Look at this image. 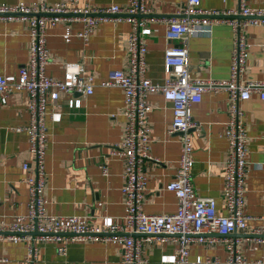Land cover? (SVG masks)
Instances as JSON below:
<instances>
[{
  "label": "crops",
  "instance_id": "1",
  "mask_svg": "<svg viewBox=\"0 0 264 264\" xmlns=\"http://www.w3.org/2000/svg\"><path fill=\"white\" fill-rule=\"evenodd\" d=\"M39 0H0L5 4H30ZM54 4L58 0H43ZM69 1V0H65ZM126 0H77L93 6L124 4ZM148 11L143 13L150 34L145 37L147 76L162 82L166 75L163 56L165 48L178 45L169 41L165 30L169 19L184 0H143ZM239 0H200V6L220 11L237 8ZM248 5H264V0H248ZM222 15V14H221ZM80 16V14H77ZM234 18H244L235 14ZM82 21L61 19L46 26V47L49 61L46 72L53 77L63 75L67 61H79L93 77V92H59L55 102L47 105L52 111L46 116L47 136L44 159L45 182L42 191L48 213L77 214L86 222L107 224L121 221L125 212L121 187L123 161L109 155L112 143L124 136L122 115L123 92L114 85H101L118 70L127 69V34L131 23L114 14L95 25L84 44L77 36ZM247 59L239 75L241 83L264 80V24L244 27ZM235 36L223 21L213 23L210 34L190 35L187 39V61L193 76L217 81L229 75L230 52ZM28 21L19 17L0 16V73H16L29 54ZM69 96L79 97V107H68ZM27 94L15 89L5 103L0 102V222H9L26 211L27 184L22 178L34 172L32 154L28 150L29 113ZM152 109L147 113L150 125V157L144 162L147 173L143 210L148 213H172L177 203L174 193L165 184L175 174L180 153L178 133H168L172 110L170 101L157 91L149 92ZM230 92L223 86L207 87L198 102L191 103L189 112L196 122L190 129L193 144L192 184L201 196L214 197L220 209L223 166L227 156V140L223 135L228 118ZM247 135L246 158L249 161L244 182L243 212L249 217L243 230L231 234L239 238L241 253L250 264H264V242L253 239L251 230L264 227V100L260 90L251 89L248 98H238ZM21 127V128H18ZM23 161L29 167H22ZM101 164L107 167L104 174ZM141 238L145 264H174V242L157 237ZM37 257L33 264H122L120 244L109 240L85 239L69 242L64 255L56 251L54 241L36 242ZM226 242L222 237L211 243H189V258L200 256L199 264H226ZM26 244L7 238L0 239V264H26ZM209 256L214 259L205 261ZM216 259V260H215Z\"/></svg>",
  "mask_w": 264,
  "mask_h": 264
},
{
  "label": "built area",
  "instance_id": "2",
  "mask_svg": "<svg viewBox=\"0 0 264 264\" xmlns=\"http://www.w3.org/2000/svg\"><path fill=\"white\" fill-rule=\"evenodd\" d=\"M76 1L58 0L54 4H47L43 0L30 4L0 3L1 17H19L28 21V60L16 73H0V102L5 103L15 89L26 91L29 120L24 128L28 131V150L34 166V172L22 178L28 189L26 211L16 214L9 222H0V239L24 241L26 264H33L36 260L37 241H54L57 253L64 255L69 242L85 239L117 242L120 244L122 264H145L141 238L135 237V234H141L143 238L172 240L174 264H199L200 256L194 260L189 258V243H211L217 237H222L226 242V264H250L238 247L239 238L230 236L243 230L249 217L243 212L244 182L249 165L246 158L247 135L237 100L248 98L251 89L260 90V97L264 100V80H247L245 83L239 80L248 55L244 27L247 24H264V5L251 6L247 4L248 0H239L237 8L220 11L201 7L200 0H184L169 19L165 30L167 40H179L180 43L165 48L163 65L166 75L159 82L152 81L146 74L145 37L150 34L151 28L140 14L149 10L143 0H126L124 4L112 3L107 6H93L85 2L81 7L76 5ZM114 14L122 15L131 23L127 34V69L115 71L100 84L118 86L123 92L124 136L112 143L109 155H118L123 161L121 191L125 212L121 221L99 225L86 222L77 214L48 213L44 208L46 116L53 114L52 111L48 112L47 105L58 99L60 91L90 94L94 87L92 75L79 61H67L61 77L47 74L45 68L49 56L45 28L47 24H55L61 19L73 20L78 17L82 26L76 34L87 44L95 25ZM235 14L244 18H234ZM218 21L229 24L235 32L229 75L223 81L193 76L187 61V39L190 35L210 34L213 23ZM215 86H223L230 92L228 118L223 132L228 145L222 174L223 209L218 208L214 197L199 195L191 179L194 159L190 129L195 127L196 122L189 107L191 103L201 100L205 88ZM152 91L160 92L164 99L170 101L172 120L167 132L178 131L179 134L177 169L165 184V188L176 197L177 207L172 213H148L142 208L147 183L143 165L150 157L147 113L152 105L147 95ZM66 100L68 107L81 105L79 97L69 96ZM22 167L27 169L29 163L23 161ZM101 169L104 174L107 173L105 164H101ZM251 232L255 241L264 242V227L253 228ZM211 259L214 258L207 256L205 261Z\"/></svg>",
  "mask_w": 264,
  "mask_h": 264
},
{
  "label": "water",
  "instance_id": "3",
  "mask_svg": "<svg viewBox=\"0 0 264 264\" xmlns=\"http://www.w3.org/2000/svg\"><path fill=\"white\" fill-rule=\"evenodd\" d=\"M35 14H39V13H35ZM140 14H143V13H140ZM175 133H178V131H175Z\"/></svg>",
  "mask_w": 264,
  "mask_h": 264
}]
</instances>
